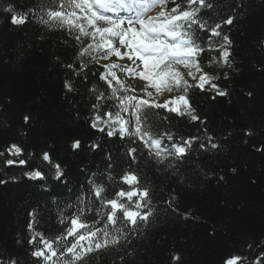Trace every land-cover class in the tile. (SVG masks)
I'll return each mask as SVG.
<instances>
[{"label": "trees", "instance_id": "obj_1", "mask_svg": "<svg viewBox=\"0 0 264 264\" xmlns=\"http://www.w3.org/2000/svg\"><path fill=\"white\" fill-rule=\"evenodd\" d=\"M51 2L0 0V181H4L0 183V264L12 259L17 264L72 260L65 251L53 261H37L30 254L33 246L28 240L33 232L28 224L53 240L66 235L70 219L85 210L83 219L103 228L109 208L95 199L93 185L104 186V199L116 198L122 188L130 190L120 179L128 172L139 177L140 188L149 189L150 203L141 209L150 213L149 218L136 227L110 225L108 239L116 237L119 242L82 252L75 264H226L232 256L241 257L238 264H264V150H258L264 149V0H207L213 8L203 10L210 24L236 16L232 25L222 27V35L232 41V68L209 66L219 54L207 50L206 35L199 34L206 48L200 63L205 71L221 74L215 83L227 91L226 96L216 95L208 85V90L191 87L187 93L177 89L157 94L148 88L153 92L150 99L186 95L200 118L191 120L184 105L179 108L183 114L166 108L147 110L144 129L154 137L173 136L171 141L164 136L159 157L136 136L109 137L91 127L92 105L99 104L101 114L114 113L119 111L118 100H97L101 93L112 96L99 78L105 60L81 72L67 68L68 64L79 68L76 57L81 45L74 34L40 22L39 17L46 18L41 9ZM241 3L242 9L233 7ZM9 7L16 13L35 11L27 23L13 25ZM224 71L229 72L228 79L223 78ZM185 78L190 84L191 78ZM66 80L73 91L66 90ZM126 89L117 95L134 96ZM25 115L30 117L28 123ZM248 131L252 135H246ZM190 138L186 154L177 155L171 145ZM74 140L80 141L79 149L73 150ZM12 144L20 146L22 154L10 155L7 149ZM93 144L99 147L94 149ZM131 148L136 149L134 161ZM44 152L53 164L61 165L60 180L43 160ZM9 159L16 163L7 165ZM33 170L43 172L44 178L25 175ZM73 240L68 237L61 247L71 246ZM37 246H43L39 238Z\"/></svg>", "mask_w": 264, "mask_h": 264}, {"label": "snow or ice", "instance_id": "obj_2", "mask_svg": "<svg viewBox=\"0 0 264 264\" xmlns=\"http://www.w3.org/2000/svg\"><path fill=\"white\" fill-rule=\"evenodd\" d=\"M233 7L242 9L243 4ZM211 8L213 5L207 0H52L47 9H41L45 12L46 18L44 16L39 18L43 24H55L70 34H74V39L81 45L76 57L79 61V68H76L74 64H68L67 68L70 70L81 72L89 64H99L101 60L107 61L113 56L116 61L126 59L130 62L121 65L113 61L102 65L104 71L100 73L99 78L111 90L112 96L105 97L101 93L97 96V100L115 98L118 100L119 111L114 113L105 111L101 114V106L94 103L91 127L100 132L106 131L109 137L114 135H119L121 138L126 135L136 136L150 152L155 150V154L159 157L164 136L169 141L173 140V136L171 133H164L163 136L154 137L149 131H146L144 124L148 119L147 110L167 108L169 111L181 114H183V110L170 107L168 101L157 103L154 99H150L153 97V92L148 88L155 89L157 94L162 91L171 93L177 89H182L184 93H187L191 87H197L202 91L208 90L205 88V85H208L216 95H227V91L222 90L215 83L221 79V74L205 71L200 63L199 58L206 48L205 41L199 34L206 35L207 50L216 51L219 54L218 58H211L209 66L218 63L222 68L225 66L232 68L235 66L234 61L231 60L232 41L228 35H222V27L223 25H232L236 16L229 15L221 22L210 24L204 18L203 10ZM157 9L158 11H156ZM8 11L13 13L10 16L11 24L23 25L28 22L29 14L35 10L29 9L27 13H16L9 7ZM153 12H155L154 15L150 14ZM213 38L220 39L214 40ZM85 39L88 40L86 45L84 44ZM137 61L140 63L138 64ZM179 66H182L186 71H181ZM116 70L133 79L138 76L141 80L148 81V85L143 89L148 98L117 95L127 89ZM222 76L224 79H228L229 72L224 71ZM185 77L191 78L195 83L189 84ZM65 88L69 92L74 90L72 84L67 80ZM92 91L95 90L92 89ZM214 98L215 96H213ZM177 100L189 109L191 120L200 119L198 115L194 114V110L190 109L186 95L173 98L171 103L175 104ZM122 113L130 115L132 119H125ZM29 120L30 117L25 115L24 122L28 123ZM101 125L105 127H101ZM246 135H252L251 131L246 132ZM145 137L148 139L145 140ZM190 146L191 138L183 140L181 144L171 145L177 155L186 154V149ZM92 147L95 149L99 145L93 144ZM72 148L73 150L79 149L80 141L74 140ZM7 151L14 156L22 154V148L16 144H12ZM163 151L168 150L163 149ZM135 152V148L129 149V156L133 161ZM2 154L0 153V155ZM42 158L52 165L54 178L60 180L64 176L61 165L53 164L48 152H44ZM14 163L16 161L12 159L6 161L7 165ZM18 163L23 165L25 161L19 160ZM233 171L235 170L233 169ZM25 175L30 179L44 178V173L40 170H33ZM120 179L129 186L130 190L125 191L122 188L115 194L116 198L112 199L103 198L104 186L93 185L95 199L104 207L109 208L103 228L88 224L83 219L85 210H80L70 219V226L65 229L66 235L62 234L53 240H48L43 237L42 233L34 231L33 223L30 222L28 229L33 232L28 240V244L33 246L30 254L37 261L41 259L53 261V258L58 255L64 256L66 251L72 255L73 259L66 261L65 264H75L76 260L82 258V252L99 250L109 244L119 242L116 237L108 239L110 233L107 229L110 225L116 227L120 223L136 227L139 222L146 221L150 213L141 211V209L150 203L149 189L139 187V177L134 172L126 173ZM0 183H4V181H0ZM123 199H126L128 203L122 202ZM118 213H122V215H118ZM96 214L99 215V212L97 211ZM117 230L119 231V229ZM68 237L74 238L71 246L62 248V241L67 240ZM37 238H39V244L43 245L42 247L37 246ZM78 248L82 251L78 252ZM173 259L179 260V256H174ZM240 259L239 256H232L227 259L226 264H238ZM9 264H17V262L12 259Z\"/></svg>", "mask_w": 264, "mask_h": 264}, {"label": "rangeland", "instance_id": "obj_3", "mask_svg": "<svg viewBox=\"0 0 264 264\" xmlns=\"http://www.w3.org/2000/svg\"><path fill=\"white\" fill-rule=\"evenodd\" d=\"M152 15H154V14H152ZM113 61H115V60H112V61H110L109 63H111V62H113ZM115 62H117V63H119V64H121V65H123V64H127L128 63V61L125 59L124 61H115ZM117 71V74H118V76L120 77V79L123 81V83H124V85L126 86V87H128V88H131L132 90L133 89H135V94L138 96V97H143V86H145V84L142 82V81H140V80H137V79H123L122 77H121V72H119V70H116ZM173 98H175V97H163L162 99H161V101H156L157 103H164L165 101H168L169 102V106H173V107H178L180 104H182V102L181 101H178L177 100V102L175 103V104H172L171 103V100L173 99Z\"/></svg>", "mask_w": 264, "mask_h": 264}]
</instances>
